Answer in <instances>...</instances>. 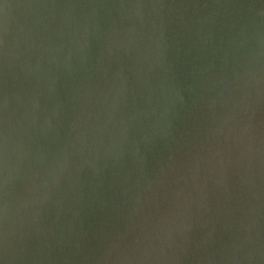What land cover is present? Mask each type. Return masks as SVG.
<instances>
[{
  "label": "water",
  "instance_id": "water-1",
  "mask_svg": "<svg viewBox=\"0 0 264 264\" xmlns=\"http://www.w3.org/2000/svg\"><path fill=\"white\" fill-rule=\"evenodd\" d=\"M0 264H264V0H0Z\"/></svg>",
  "mask_w": 264,
  "mask_h": 264
}]
</instances>
